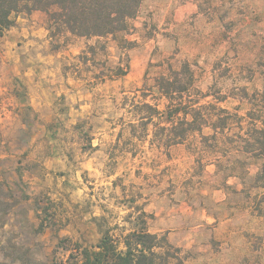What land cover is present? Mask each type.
Wrapping results in <instances>:
<instances>
[{"label": "rangeland", "instance_id": "374dc122", "mask_svg": "<svg viewBox=\"0 0 264 264\" xmlns=\"http://www.w3.org/2000/svg\"><path fill=\"white\" fill-rule=\"evenodd\" d=\"M121 36L132 44L65 34L52 45L48 32L12 47L0 36V264H79L76 243L101 237L95 217L130 229L137 207L152 232L192 245L187 264L199 237L202 264H264L263 160L220 135L166 148L137 121L142 103L165 109L158 78L186 63L210 95L202 103L264 110V0H144Z\"/></svg>", "mask_w": 264, "mask_h": 264}, {"label": "trees", "instance_id": "16d2710c", "mask_svg": "<svg viewBox=\"0 0 264 264\" xmlns=\"http://www.w3.org/2000/svg\"><path fill=\"white\" fill-rule=\"evenodd\" d=\"M144 0H0V36L15 25L21 13L42 11L48 14V27L52 39L65 34L79 38H106L112 36L125 45H131L123 36L131 28V21L140 11ZM93 52L94 46L89 47ZM125 75L124 71H120ZM159 93L166 99V107L138 105V119L144 129L155 127L154 140L160 134L166 148L186 143L199 137L208 143L220 135L223 139L236 137L244 144L242 152L262 159L259 180L264 182V110H250L246 116L230 113L228 109L212 102L202 103L210 95L195 85L194 73L189 64L169 75L158 78ZM136 123H131L135 127ZM233 128H239L235 131ZM209 129L213 133L205 134ZM153 140V141H154ZM218 160V159H217ZM220 162V161H219ZM218 162V163H219ZM152 218L144 208H136V216L129 215L125 226H106L105 216L95 217L101 231L97 243L84 246L76 243L70 258L79 264H187L188 256L174 245L166 233H155L148 228ZM120 230L115 235L113 231Z\"/></svg>", "mask_w": 264, "mask_h": 264}, {"label": "crops", "instance_id": "0c3cea01", "mask_svg": "<svg viewBox=\"0 0 264 264\" xmlns=\"http://www.w3.org/2000/svg\"><path fill=\"white\" fill-rule=\"evenodd\" d=\"M44 21H45V15L41 11H35L32 14L21 13L15 17V25L13 27H11L9 30H6L3 34V36H4V38L7 39L6 42L9 43L8 40H11L12 47H15V45L18 44L16 42H18L20 39H22L24 37L29 40L28 44L32 43L31 41H32L33 37L37 38V36H42L43 34H44V36H47L49 31L46 30V28L44 26ZM232 210H236V209L234 208ZM214 221H216V220L214 219ZM224 224H225V226H227V229L225 231L230 232V237H229L228 241L226 242V244L230 243V254L233 255L237 251L235 248V242L234 241L237 239L235 233H236V230H238V228H237L238 222L236 221L235 217H232V218L228 219ZM249 226H251V227L253 226V227H255V229H259V227L261 228L263 226L262 219H260L257 216V213H255L254 216L251 217V222H250ZM169 236H168V238L170 239L171 242H172V240L176 239V234L173 232H171L169 234ZM196 240H197L199 253L196 256H194L192 259H193L194 264H202V262H204V258H205L203 253H202L204 251V249H203V246L201 245L203 239L201 237H199ZM243 240H245V237L244 236L240 237V241H243ZM176 246L183 248L184 250H188L190 247H192V245H190V244L186 245V244H183L182 242H180V243L177 242ZM245 246H247V245L245 244ZM251 252H253L255 256H258V254L261 253V250L259 251L258 248L255 249V247H251ZM188 264H192V262L188 261Z\"/></svg>", "mask_w": 264, "mask_h": 264}]
</instances>
